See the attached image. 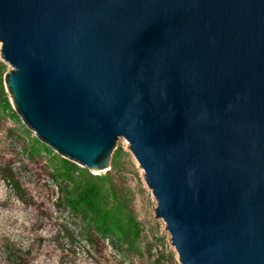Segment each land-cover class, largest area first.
I'll use <instances>...</instances> for the list:
<instances>
[{
	"label": "water",
	"instance_id": "1",
	"mask_svg": "<svg viewBox=\"0 0 264 264\" xmlns=\"http://www.w3.org/2000/svg\"><path fill=\"white\" fill-rule=\"evenodd\" d=\"M0 42L42 141L127 138L182 264H264V0H0Z\"/></svg>",
	"mask_w": 264,
	"mask_h": 264
},
{
	"label": "rangeland",
	"instance_id": "2",
	"mask_svg": "<svg viewBox=\"0 0 264 264\" xmlns=\"http://www.w3.org/2000/svg\"><path fill=\"white\" fill-rule=\"evenodd\" d=\"M5 64L0 91V264H182L126 137L114 149L107 184L127 197L124 215L136 218L141 235L132 246L116 244L92 220L62 199L64 156L28 129L6 86L12 66ZM1 86V80H0ZM7 98L11 105H6ZM75 162V161H74ZM77 163V162H76ZM82 169L88 166L77 163Z\"/></svg>",
	"mask_w": 264,
	"mask_h": 264
},
{
	"label": "trees",
	"instance_id": "3",
	"mask_svg": "<svg viewBox=\"0 0 264 264\" xmlns=\"http://www.w3.org/2000/svg\"><path fill=\"white\" fill-rule=\"evenodd\" d=\"M5 64L0 60L1 95L5 92L3 71ZM6 105H11L7 98ZM117 154L112 158L115 159ZM62 181L59 191L69 206L82 212L94 223L97 230L110 234L117 245L127 243L132 246L141 235V227L135 217L124 215L127 209V197L114 182L107 184L102 177L89 170L82 169L76 162L64 157Z\"/></svg>",
	"mask_w": 264,
	"mask_h": 264
}]
</instances>
